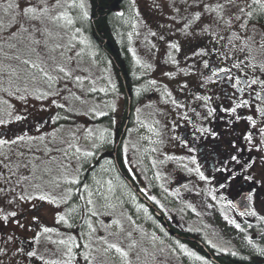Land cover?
<instances>
[{
    "label": "flooded vegetation",
    "instance_id": "1",
    "mask_svg": "<svg viewBox=\"0 0 264 264\" xmlns=\"http://www.w3.org/2000/svg\"><path fill=\"white\" fill-rule=\"evenodd\" d=\"M101 1L95 0V15L90 20L94 40L90 43L101 50L98 54L107 63L109 84L103 88L100 79L101 88L94 94L85 92L87 102L79 100L77 105L92 104V110L96 104L101 107L120 96L123 102L121 107L115 106L117 112L98 119L87 114L81 127L89 131L97 123L120 122L114 129L113 149L108 151L105 146L76 172L67 203L78 207L81 214L77 193L80 197L88 192L100 169L105 173L109 169L111 174L114 170L131 190L134 210L153 240L158 264H264V0H206L197 13V23H192L195 27L171 26L175 38L158 31L157 23L163 21L150 13L156 34L153 72L157 77L148 97L153 113L148 118L161 135L157 147L163 157H158V177L148 188L143 180L129 175L123 153L130 108L143 88L128 91L118 42L97 32L95 25L107 15L98 11ZM139 15L144 22L140 10ZM135 75L143 78L139 70ZM49 124L52 122L46 118L6 124L0 116V264H109L103 252L95 253L81 243L72 247L56 242L59 229L47 201L32 196L26 182L2 170L3 149H17V142L24 141L19 143L24 150L34 126ZM195 197L210 199L235 216L240 226L234 234L236 241L244 240L259 252L239 246L221 250L212 243L209 232L188 228L192 213L181 202Z\"/></svg>",
    "mask_w": 264,
    "mask_h": 264
},
{
    "label": "rangeland",
    "instance_id": "2",
    "mask_svg": "<svg viewBox=\"0 0 264 264\" xmlns=\"http://www.w3.org/2000/svg\"><path fill=\"white\" fill-rule=\"evenodd\" d=\"M205 4L206 0H113L112 3L109 29L119 44L121 62L127 73L139 70L144 78L140 85L142 95L135 96L130 108L124 161L129 175L143 180L147 188L158 177V157H163L157 147L161 135L153 119L148 118V114H153L148 97L154 90L152 80L157 77L153 72L156 34L150 13L163 21L157 23L158 31L175 38L171 26L181 24L185 28L197 23V13ZM29 10L31 14L26 15ZM87 10V0H0V116H4L6 124L34 118L52 122L44 128L34 126L24 150L19 145L24 141L17 142V149L13 146L3 149L6 151L2 155V170H9L16 179L26 182L32 196H42L47 201L54 225L59 229L56 242L72 247L81 243L95 253L103 252L109 257V264H158L153 257V240L148 238L147 229L143 223L140 225L138 211L134 210L136 203L131 190L126 189L114 170L111 174L109 169L106 173L100 169L91 179L88 192H84L83 210L90 215L80 214L78 207L67 203L76 172L86 160L100 155L105 146L108 151L113 149L114 129L120 122L117 119L97 123L86 131L81 127L83 118L92 114V118L98 119L102 114L114 113L115 106L121 107L123 102L119 96L101 107L96 104L92 110L89 109L92 104L83 102L81 108L77 105L79 100L87 102L85 92L93 94L101 88L100 79L102 87H108L110 78L107 63L99 57V46H91L78 25V20L86 22ZM188 10L195 14H188ZM89 81L92 84L86 87ZM181 203L192 213L187 227L209 232L215 247L225 250L226 246H239L247 252L250 249L259 252L244 240L236 241L238 220L210 199L195 197Z\"/></svg>",
    "mask_w": 264,
    "mask_h": 264
},
{
    "label": "trees",
    "instance_id": "3",
    "mask_svg": "<svg viewBox=\"0 0 264 264\" xmlns=\"http://www.w3.org/2000/svg\"><path fill=\"white\" fill-rule=\"evenodd\" d=\"M109 2V3H108ZM99 3H102L99 2ZM112 3H113V0H104L103 3H102V6L98 9V11L100 12L101 10H104V11H101L102 14H106V17H102L101 19H103L102 22H98L96 26V29H97V32L99 34H101V36H103L104 39H107V40H112V35L110 33V29H109V19H110V14L112 13ZM111 4V5H110ZM87 5H88V12H87V18H86V22L85 23H82V21H85V20H78V25L81 26L84 30V34L86 35L87 39L89 40V42L93 41L94 40V36H93V28H92V24L90 22L91 18L95 15V0H87ZM115 44V42H113ZM115 46V45H114ZM136 73L133 72V73H127V76H124L125 78V82H126V87L128 89V91L131 93L133 92L134 90H137L141 83H142V80L143 78L142 77H137L135 75ZM122 89V87H121ZM122 92V90L120 91ZM94 94V93H93ZM97 99L99 98V94H95ZM85 186V184L81 185V187L83 188ZM78 197H76V200L79 202H81V196L79 197V193H77ZM240 260H243L245 258L244 254H240Z\"/></svg>",
    "mask_w": 264,
    "mask_h": 264
},
{
    "label": "snow or ice",
    "instance_id": "4",
    "mask_svg": "<svg viewBox=\"0 0 264 264\" xmlns=\"http://www.w3.org/2000/svg\"><path fill=\"white\" fill-rule=\"evenodd\" d=\"M253 3H257V0H252ZM262 8H264V4L261 5ZM213 11H216L215 9H213ZM26 15H30L31 14V10H29V12L25 13ZM40 16L44 15L43 13H39ZM58 19H64V17H59ZM36 43H39L38 41ZM25 63H27V61H25ZM58 71H63V69H58ZM65 75H67V73H65ZM72 183H75V181H71ZM116 251H119V249H117Z\"/></svg>",
    "mask_w": 264,
    "mask_h": 264
},
{
    "label": "bare ground",
    "instance_id": "5",
    "mask_svg": "<svg viewBox=\"0 0 264 264\" xmlns=\"http://www.w3.org/2000/svg\"><path fill=\"white\" fill-rule=\"evenodd\" d=\"M106 73V72H105ZM139 215V214H138ZM138 219V218H137Z\"/></svg>",
    "mask_w": 264,
    "mask_h": 264
}]
</instances>
